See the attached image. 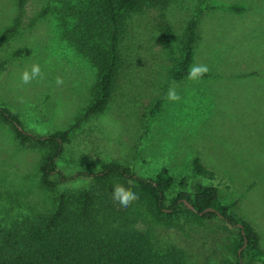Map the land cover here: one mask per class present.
Segmentation results:
<instances>
[{
  "label": "rangeland",
  "instance_id": "374dc122",
  "mask_svg": "<svg viewBox=\"0 0 264 264\" xmlns=\"http://www.w3.org/2000/svg\"><path fill=\"white\" fill-rule=\"evenodd\" d=\"M83 1L25 0L21 10L18 0H0V35L18 26L0 44V63L6 62L0 103L39 134L67 129L81 118L59 159L67 172L97 170L113 159L143 177L167 167L175 178L167 205L182 189L181 179L192 176L199 156L220 173L221 201L256 227L264 250V0H144L125 14L115 90L105 111L92 117L82 116L93 100L96 68L65 37L74 19L67 24L64 19L69 10L84 8ZM193 18L199 19L200 40L190 68L204 64L209 71L196 81L188 75L175 80L172 71ZM34 64L41 75L22 83V73ZM170 86L179 102L165 98ZM44 155V149L21 146L13 127L0 120V227L56 210L60 189L41 185ZM117 183L136 192L129 180ZM74 184L81 187L67 190L95 185L92 178ZM115 206L113 215L103 217L105 229L144 232L160 251L184 250L186 264H237L239 231L219 217L199 219L183 208L165 221L140 198L128 207Z\"/></svg>",
  "mask_w": 264,
  "mask_h": 264
},
{
  "label": "trees",
  "instance_id": "16d2710c",
  "mask_svg": "<svg viewBox=\"0 0 264 264\" xmlns=\"http://www.w3.org/2000/svg\"><path fill=\"white\" fill-rule=\"evenodd\" d=\"M143 1L84 0V8L69 10V19H64L65 24L70 17L74 19V25L66 28L65 37L96 68L98 78L92 90L93 100L82 117L96 116L108 107L115 90V74L119 66L118 42L125 30L123 19L126 13L136 10ZM157 1L166 0H154ZM18 3L22 10L25 0H18ZM198 24V18L188 22L183 56L172 71L175 80L188 75L195 46L200 40ZM165 29L169 38L171 28L167 25ZM17 31V24L2 31L0 44ZM5 65L6 62L0 63V72ZM160 105L159 100L151 109V121ZM0 120L13 127L21 146L45 150L39 166L41 185L46 190L60 189L57 208L52 214L0 227V264H186L184 250L175 247L160 251L144 232L134 228L105 229L103 217L117 211L112 198L113 186L126 180L161 220L167 221L186 208L199 219L219 217L236 226L239 231L238 241L235 242L237 264H244L246 259L264 264V250L260 247L256 227L232 211V205L221 201L220 173L207 167L199 156L193 160L192 176L181 179L182 189L167 205L166 192L175 183L167 167L155 177L140 176L131 166L115 159L102 163L99 169L92 171L67 172L60 167L59 159L72 142L81 118L67 129L39 134L26 128L17 113L0 103ZM85 178H92L95 185L83 190H67L65 185Z\"/></svg>",
  "mask_w": 264,
  "mask_h": 264
},
{
  "label": "clouds",
  "instance_id": "9594fccd",
  "mask_svg": "<svg viewBox=\"0 0 264 264\" xmlns=\"http://www.w3.org/2000/svg\"><path fill=\"white\" fill-rule=\"evenodd\" d=\"M209 71V68L207 65L201 64V65H193L189 72L187 78L189 80H199L202 78L207 72ZM41 75L40 66L38 64H34L31 67L30 72L24 71L21 75V81L24 84L30 83L34 78ZM56 83L62 84L63 80L61 77L56 78ZM170 102H179L181 100L180 95L176 92L174 87H169V90L165 97ZM70 186L73 188L81 187L79 184H72V185H65ZM112 198L115 202H118L121 207H128L131 203L139 199V195L136 192H133L130 188H126L122 184H115L113 186V193Z\"/></svg>",
  "mask_w": 264,
  "mask_h": 264
},
{
  "label": "water",
  "instance_id": "95a60500",
  "mask_svg": "<svg viewBox=\"0 0 264 264\" xmlns=\"http://www.w3.org/2000/svg\"><path fill=\"white\" fill-rule=\"evenodd\" d=\"M187 204L189 205V207H190L191 209H194L193 205H191V204L188 203V202H187ZM246 244H247V241L245 242L244 247L246 246ZM239 251H240V250H239Z\"/></svg>",
  "mask_w": 264,
  "mask_h": 264
}]
</instances>
